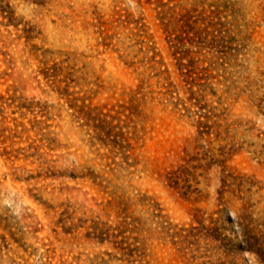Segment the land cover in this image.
Instances as JSON below:
<instances>
[{"label":"rangeland","instance_id":"obj_1","mask_svg":"<svg viewBox=\"0 0 264 264\" xmlns=\"http://www.w3.org/2000/svg\"><path fill=\"white\" fill-rule=\"evenodd\" d=\"M0 264H264V0H0Z\"/></svg>","mask_w":264,"mask_h":264}]
</instances>
